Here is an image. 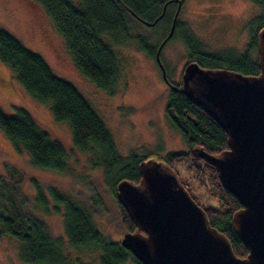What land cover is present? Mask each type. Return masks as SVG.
Instances as JSON below:
<instances>
[{
    "label": "trees",
    "instance_id": "obj_1",
    "mask_svg": "<svg viewBox=\"0 0 264 264\" xmlns=\"http://www.w3.org/2000/svg\"><path fill=\"white\" fill-rule=\"evenodd\" d=\"M34 1L43 6L56 29L63 35L67 48L83 75L109 93H113L121 76L119 59L114 50L116 45L133 39L148 56L155 58L156 50L163 40L158 45L144 46L139 37L134 38L131 35V21L153 22L163 12L168 1L164 15L157 23L168 19L171 27L173 15L176 13L168 15V7L176 6L171 3L172 0H78V4L73 0ZM251 1L260 7V13L249 23L255 30L242 51L234 48L209 51L191 30L187 29L181 34L182 22L179 20L174 34L179 33L191 59L203 67L258 74L260 69L256 56L257 33L264 25V0ZM105 37H109V42L105 41ZM0 61L10 67L17 81L32 98L50 105V112L57 121L70 125L77 148L97 153L94 163L103 168L105 181L110 183L115 194L119 180L126 178L134 182L139 181V164L150 156H139L137 153L126 157L120 155L111 132L77 87L57 76L39 54L25 47L14 35L2 28ZM176 85L179 86L177 83ZM165 112L171 124L183 136L188 149L185 152L168 153L163 158L164 162L175 169V161L186 160L188 169L200 183L206 184V175L209 177L211 189L220 205H203L191 195L205 208L211 224L228 236L234 252L240 257L246 256L248 248L234 232L231 221L232 214L241 207L239 200L223 188L215 166L195 157L191 152L194 147H203L211 153L223 151L228 147L226 132L201 106L192 103L176 89L169 93ZM0 129L14 145H20L28 152L33 165L61 172L67 170L64 146L53 140L26 108L18 107L16 112L10 115L0 108ZM183 184L189 190L188 184ZM37 188L38 206L48 212L51 208L49 201L38 185ZM51 194L56 203L54 211L58 212L64 206L65 230L72 247H89L100 251V264H124L129 259L135 264H142L119 240H110L97 229L91 209L86 203L76 201L72 196H68L69 194L63 195L53 189ZM11 205V215H7L0 207V233L10 234L21 240L20 259L27 264H70L63 254L61 240L50 234L44 221L23 211L14 203ZM121 211L123 222L127 219L128 230L133 231V220L123 206Z\"/></svg>",
    "mask_w": 264,
    "mask_h": 264
},
{
    "label": "rangeland",
    "instance_id": "obj_2",
    "mask_svg": "<svg viewBox=\"0 0 264 264\" xmlns=\"http://www.w3.org/2000/svg\"><path fill=\"white\" fill-rule=\"evenodd\" d=\"M73 1L78 4V0ZM175 9V5H170L168 15L172 16ZM259 13L260 7L251 0H181L178 20L182 22L181 34L191 30L209 51L225 48L242 51L255 30L249 23ZM130 26L131 35L139 37L144 46L158 45L170 29L168 19L155 25L134 20ZM0 28L39 54L57 76L77 87L111 132L120 155L137 153L163 160L170 152L188 149L183 136L166 116L170 91L161 69L155 58L140 49L135 40L114 47L121 76L113 93H109L79 70L63 35L36 1L0 0ZM178 34H174L161 51V60L172 82L181 81L183 67L191 59ZM104 39L109 42V37ZM18 107L29 110L40 127L64 146L68 168L61 172L33 165L28 152L14 145L0 129V207L11 215V203H14L44 221L50 234L61 240L63 254L70 264H100V251L89 247L76 249L68 242L64 206L54 211L56 203L51 194L53 189L86 203L97 229L108 239L120 241L125 232L131 231L128 230L129 222L127 219L123 222L122 205L110 183L105 181V171L94 163L97 153L77 148L70 125L57 121L50 112V105L32 98L10 67L0 61V108L10 115ZM173 165L180 180L188 184L191 194L201 204L220 205L207 175L206 184L200 183L188 169L186 160L175 161ZM37 185L49 201L48 212L38 206ZM20 247L21 240L0 233V264H27L20 259ZM124 264L135 263L129 259Z\"/></svg>",
    "mask_w": 264,
    "mask_h": 264
},
{
    "label": "water",
    "instance_id": "obj_3",
    "mask_svg": "<svg viewBox=\"0 0 264 264\" xmlns=\"http://www.w3.org/2000/svg\"><path fill=\"white\" fill-rule=\"evenodd\" d=\"M177 1L169 33L155 59L164 81L201 106L227 134L228 147L223 151L194 147L191 152L215 166L223 188L239 200L241 207L231 221L248 254L238 256L176 171L151 157L140 162L138 182L123 178L117 183L118 200L136 225L120 243L142 264H264V25L257 33L258 74L203 67L192 60L177 87L170 83L161 60L162 48L175 32L181 8V0ZM168 3L153 22L144 23L155 24Z\"/></svg>",
    "mask_w": 264,
    "mask_h": 264
},
{
    "label": "flooded vegetation",
    "instance_id": "obj_4",
    "mask_svg": "<svg viewBox=\"0 0 264 264\" xmlns=\"http://www.w3.org/2000/svg\"><path fill=\"white\" fill-rule=\"evenodd\" d=\"M171 3H175L176 4V9H175V11H174V13L176 12V10L178 9V5H179V3L176 1V0H174V1H172ZM174 16V15H173ZM165 37V36H164ZM163 37V38H164ZM162 38V39H163ZM170 40V39H169ZM168 40V41H169ZM167 41V42H168ZM166 42V43H167ZM165 43V44H166ZM156 60V59H155ZM192 59H190L189 61H191ZM157 62V61H156ZM187 63H189V62H187ZM187 63L184 65V67H183V70H184V68H185V66L187 65ZM157 64H158V66H159V63L157 62ZM160 67V66H159ZM160 69H161V67H160ZM165 69H166V66H165ZM183 70H182V73H183ZM161 72H162V69H161ZM167 73V72H166ZM182 73H181V81H182ZM167 77H168V75H167ZM169 79V78H168ZM169 81H170V83H172L173 85H176L175 83H178L179 85H181V81H179V82H172L170 79H169ZM166 85H167V87L169 88V91H171V90H174V88H171L167 83H166ZM177 86V85H176ZM178 87V86H177ZM170 93V92H169Z\"/></svg>",
    "mask_w": 264,
    "mask_h": 264
}]
</instances>
